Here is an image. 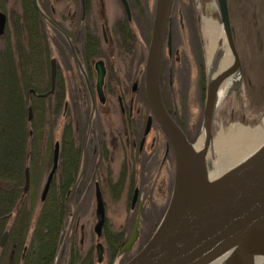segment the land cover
Here are the masks:
<instances>
[{
  "label": "flooded vegetation",
  "instance_id": "flooded-vegetation-1",
  "mask_svg": "<svg viewBox=\"0 0 264 264\" xmlns=\"http://www.w3.org/2000/svg\"><path fill=\"white\" fill-rule=\"evenodd\" d=\"M59 1L63 3V10L59 11L54 20L49 4L45 7L43 0H33L35 10L42 19L46 42L49 43L50 30L58 40L57 55L50 54L45 65L43 93L51 88L50 65L51 59L54 58V90L47 95L56 93L58 99L56 104H60L58 105L60 119H64L62 133L65 132L64 126H68L67 132L62 134V137L67 136V139L53 140L50 151L44 156L39 168L47 171L48 175L53 165L54 146L58 142L57 166L51 183L56 176L59 178L57 185H64L63 173L72 172L74 182L69 197L72 201L74 219L82 210L85 211L91 218L96 219L93 225L95 233L98 191L105 218L101 234L97 236L95 233L96 240L87 249H84V245H72L75 241L74 235L63 237L56 263L60 264L64 260V264H71L70 254L73 249L77 252L74 264H114L115 259L118 260V264H123L146 242L136 248L131 255L128 254L131 249L118 254L127 237L125 240L113 239L111 230L107 228L106 206L108 198L115 196L112 190L127 188L128 204L131 209H135L136 215L139 211L141 218L146 204L141 195L144 170L157 171L155 184L162 186L167 192L165 196L169 199L174 182L173 147L157 120L151 115L144 88L145 58L151 37L155 0H151L150 5L148 2L145 8L126 0L128 10L122 0H118L123 16L117 19L114 29L109 24L105 0ZM173 2L174 0L163 35L161 60L165 55L170 57L173 54L171 17ZM94 9H97L98 14ZM16 17L18 18V15ZM116 60L119 63H115ZM98 67L104 70L101 92L97 86ZM122 67L130 71L125 82H121L118 75L121 68V75L124 76ZM162 71L161 62L160 76ZM124 72L126 73V70ZM29 91L35 93L33 88H29ZM161 96L168 113L181 127V123L166 105L162 93ZM114 112L118 116L117 124H112ZM72 125L74 133H71ZM185 136L190 141L188 136ZM71 141H74V144ZM71 144L74 145V149L63 154L64 147ZM114 165L117 167V179L112 175ZM84 201L87 204L86 209L82 206ZM68 214L70 215V211ZM98 243L100 256L96 247ZM115 249L117 251L113 254Z\"/></svg>",
  "mask_w": 264,
  "mask_h": 264
},
{
  "label": "water",
  "instance_id": "water-1",
  "mask_svg": "<svg viewBox=\"0 0 264 264\" xmlns=\"http://www.w3.org/2000/svg\"><path fill=\"white\" fill-rule=\"evenodd\" d=\"M172 1L155 0L151 37L145 58L144 88L151 115L157 120L173 147L174 182L168 205L154 232L144 246L124 264H209L229 249L231 253L225 264H248L250 256L264 258V143L227 174L210 182L202 178L200 162L192 148L198 137L193 143L187 139L180 126L165 108L160 92L163 35ZM122 2L128 10L126 0ZM215 2L221 29L233 61L213 80L211 74L217 66L219 55L215 56L212 66L209 67L199 135L205 133L210 140L212 139V118L215 107L219 103L217 85L235 72L239 78L241 72V61L230 24L228 1L215 0ZM6 21L5 12L0 10V36L4 33ZM168 44H170V36ZM98 70L97 86L101 92L104 70L99 67ZM50 76V90L39 96H45L54 90V58L51 59ZM31 116L29 108V120ZM57 156L58 142L55 143L53 150L52 168L41 189V201L45 199L56 170ZM29 184V168L26 167L24 191L28 190ZM70 202L69 199L65 208L53 264L56 263L65 234V221ZM96 215L97 222L94 229L99 236L104 222V207L99 191L97 192ZM139 220L140 215L137 211L129 236L118 254L129 250L136 241ZM7 234V230L2 233L0 247L4 245ZM96 247L98 256H100V244L98 243Z\"/></svg>",
  "mask_w": 264,
  "mask_h": 264
},
{
  "label": "rangeland",
  "instance_id": "rangeland-1",
  "mask_svg": "<svg viewBox=\"0 0 264 264\" xmlns=\"http://www.w3.org/2000/svg\"><path fill=\"white\" fill-rule=\"evenodd\" d=\"M131 1L135 5L144 8L148 2L149 5L151 3V0ZM227 1L234 43L241 61V72L240 77L238 78L237 76L234 83L229 86L226 96L215 107L212 118V137L218 135L220 131L226 133L231 125L234 124L239 123L246 127L256 126L261 123L262 116L264 115V0ZM43 4L45 7L49 4L54 20H56L59 11L63 10V3L59 0H43ZM104 4L110 22L109 24L114 29V25L118 21L117 19L123 16L121 5L118 0H105ZM3 5L5 8L3 12L7 16L4 33L8 31L10 42L13 44L15 42L13 36L16 33L14 30L16 28L18 29L17 24L19 20L16 16L21 15L22 0H3ZM94 11L96 12L97 9H94ZM96 13L98 14V12ZM171 17L173 54L170 57L165 55L161 60L163 71L162 76L159 78L160 90L166 100V105L174 114L177 121L181 123L182 128H180L183 133L193 143L202 127L203 106L209 67L212 66L213 62L208 61V38L203 19L204 17H208L221 26L220 17L215 0H174ZM19 26L21 27L19 29L20 33L26 37V32L22 30V21ZM48 39L49 53L57 55L58 40L52 30L48 32ZM1 42L2 39L0 38ZM115 63H119V61L116 60ZM119 66L121 65L119 64ZM202 67L205 71L204 92L201 90ZM124 70H126V73ZM122 74L124 76L121 75L120 68L119 78L121 82H125L128 80L127 75L130 74V71L122 67ZM44 77L45 74L43 72L37 71L35 73L36 79L34 81L38 86L44 84ZM29 108L31 109L30 106ZM59 111L60 107L58 106L55 117L53 116L50 124L53 130V140L58 138H62V140L64 138L67 139V136L62 137V134L67 132L66 129L68 126H64L65 132L62 133L63 129L61 126L64 119H60ZM112 118H114L112 119V124H117L118 116L116 112H114ZM43 126L44 128H48V123L44 124L43 122ZM70 129L71 133H74V125ZM44 134V136L47 135L46 133ZM64 148L67 150L68 146L66 145ZM65 150L63 149V154H65ZM40 165L36 164L34 168V183L38 191V196L40 195L47 175V171H43L42 168L40 170ZM113 168L112 175L117 179V167L114 165ZM144 171V186L141 195L146 204L140 218L138 237L131 251L128 252L129 255L135 252L136 248L142 246L152 235L169 201V197L165 196L167 192L163 190L162 186L155 184L157 171L155 169H150V172ZM117 172L119 173L118 169ZM31 185L32 179L29 187ZM112 191H114L115 196L108 198L106 206L107 228L111 232H123V236L127 237L137 215L134 212L135 209H131L128 204L127 188L120 187ZM71 202L69 207L70 215H67L66 218V232L64 237H67L69 234L74 235L75 241L72 245H84V249H87L96 240L93 231V225L96 219L91 218L83 210L74 219ZM82 206L86 209L87 204L85 201ZM74 222L76 225H74ZM60 264H64V260ZM114 264H118L117 259H115Z\"/></svg>",
  "mask_w": 264,
  "mask_h": 264
},
{
  "label": "trees",
  "instance_id": "trees-1",
  "mask_svg": "<svg viewBox=\"0 0 264 264\" xmlns=\"http://www.w3.org/2000/svg\"><path fill=\"white\" fill-rule=\"evenodd\" d=\"M0 9L5 10L3 0H0ZM18 19L13 44L8 31L0 36V237L8 231L5 244L0 247V264H52L74 176L72 172H64L62 186L57 185L59 178L55 176L45 199L40 200L34 168L50 151L53 141L50 124L58 99L56 93L44 97L36 95L45 89L34 81L35 73H44L50 53L33 0H22ZM21 21L26 37L19 30ZM204 88L202 67L203 92ZM43 122L48 123V128H44ZM73 144L64 149L65 153L74 149ZM26 167H29L32 185L24 192ZM111 237L126 239L123 232H112ZM72 250L70 262L74 264L77 252ZM116 251L113 250V254Z\"/></svg>",
  "mask_w": 264,
  "mask_h": 264
},
{
  "label": "bare ground",
  "instance_id": "bare-ground-1",
  "mask_svg": "<svg viewBox=\"0 0 264 264\" xmlns=\"http://www.w3.org/2000/svg\"><path fill=\"white\" fill-rule=\"evenodd\" d=\"M204 28L208 38V61H214L219 55L217 66L212 71L211 79L228 68L233 57L229 50L227 41L221 26L208 17H204ZM213 64V62H212ZM238 74H232L221 80L217 85V101H221L227 94L229 86L232 85ZM264 143V115L261 123L256 126H243L241 124L231 125L229 130L213 136L210 140L205 133H201L193 143V153L200 162V174L207 181H213L227 174ZM231 249L216 257L209 264H225L229 258ZM248 264H264L262 256H250Z\"/></svg>",
  "mask_w": 264,
  "mask_h": 264
}]
</instances>
